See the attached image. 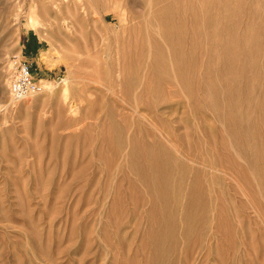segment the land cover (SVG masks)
Listing matches in <instances>:
<instances>
[{"label":"rangeland","instance_id":"rangeland-1","mask_svg":"<svg viewBox=\"0 0 264 264\" xmlns=\"http://www.w3.org/2000/svg\"><path fill=\"white\" fill-rule=\"evenodd\" d=\"M0 264H264V0H0Z\"/></svg>","mask_w":264,"mask_h":264},{"label":"built area","instance_id":"built-area-1","mask_svg":"<svg viewBox=\"0 0 264 264\" xmlns=\"http://www.w3.org/2000/svg\"><path fill=\"white\" fill-rule=\"evenodd\" d=\"M14 67L10 91L14 99L19 100L30 93H40L47 89L43 79L34 74V63L28 57L13 56Z\"/></svg>","mask_w":264,"mask_h":264},{"label":"bare ground","instance_id":"bare-ground-1","mask_svg":"<svg viewBox=\"0 0 264 264\" xmlns=\"http://www.w3.org/2000/svg\"><path fill=\"white\" fill-rule=\"evenodd\" d=\"M74 8L75 10H79L80 6L77 4V2H72L71 3H67V6H66V12L68 13L67 15H65L63 17V21L60 23L62 25V27L66 30V32L68 33H71L73 28L80 22V15H79V12L77 11L76 13H72L73 12V9ZM47 7L45 8V11H47ZM61 10L59 9V12ZM58 12V14H59ZM73 14V15H72ZM35 15L37 17V14H35L33 12V14L31 15L30 19L32 18V16ZM32 20V19H31ZM43 19L41 20H36L37 22H41ZM56 21H57V18H56ZM60 24L57 23V25L59 26ZM66 92V90L64 91Z\"/></svg>","mask_w":264,"mask_h":264}]
</instances>
